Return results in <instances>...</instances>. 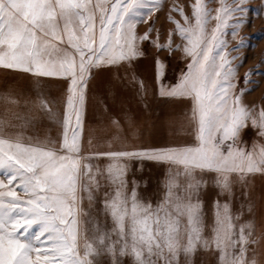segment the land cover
<instances>
[{"label": "snow or ice", "instance_id": "1", "mask_svg": "<svg viewBox=\"0 0 264 264\" xmlns=\"http://www.w3.org/2000/svg\"><path fill=\"white\" fill-rule=\"evenodd\" d=\"M246 11L0 0V264H264V106L245 99L244 38L226 39ZM22 77L55 84L63 109L17 96ZM148 165L167 169L162 187Z\"/></svg>", "mask_w": 264, "mask_h": 264}, {"label": "rangeland", "instance_id": "2", "mask_svg": "<svg viewBox=\"0 0 264 264\" xmlns=\"http://www.w3.org/2000/svg\"><path fill=\"white\" fill-rule=\"evenodd\" d=\"M178 2L185 3V0H169V3ZM218 4L219 0H215ZM231 2V0H227ZM239 2V0H237ZM247 4L246 20L247 22L241 27L240 32L236 37L231 35V27L226 32V39L228 40V48L232 49L236 45L240 38H244L243 45L238 51L243 55L244 62L239 69L241 77L249 69H252V84L249 86V91L245 93V99L248 102L255 103L258 106H264V0H244ZM177 43L181 42V38L177 35L175 37ZM163 55H167L164 53ZM231 55H236V52H231ZM185 61L181 57V53L177 52L176 56L170 60L168 77L170 82H174L172 79L174 75H178L180 69L184 68ZM9 87H13V91L17 96H27L29 98H35L38 93H43L45 98L55 100L57 103L55 107L63 109V92L55 85L50 84L48 81H42L39 85L35 82H31L28 78L22 77L14 82H8ZM6 89V82L3 74H0V94ZM3 102L0 101V110L3 109ZM159 111V108L156 109ZM49 129H52L51 122H45L44 124L37 125L36 127H30L26 129L29 135H39L43 137ZM54 131V129H52ZM255 130H250L245 134V139L248 141L249 146L252 140L255 139ZM139 143V139L130 140L129 143ZM145 172L152 178L153 185L157 182L164 180L167 172L166 168H157L152 165H148ZM124 264H130V257H124ZM103 264H110L109 258L105 256L103 258Z\"/></svg>", "mask_w": 264, "mask_h": 264}]
</instances>
